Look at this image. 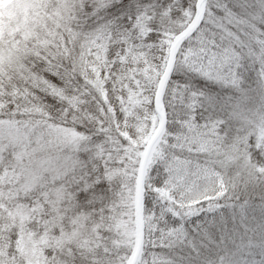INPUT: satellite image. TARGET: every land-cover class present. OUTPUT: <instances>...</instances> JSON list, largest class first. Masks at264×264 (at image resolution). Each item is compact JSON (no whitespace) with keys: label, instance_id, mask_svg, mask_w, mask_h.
I'll list each match as a JSON object with an SVG mask.
<instances>
[{"label":"snow or ice","instance_id":"snow-or-ice-1","mask_svg":"<svg viewBox=\"0 0 264 264\" xmlns=\"http://www.w3.org/2000/svg\"><path fill=\"white\" fill-rule=\"evenodd\" d=\"M0 264H264V0H0Z\"/></svg>","mask_w":264,"mask_h":264}]
</instances>
